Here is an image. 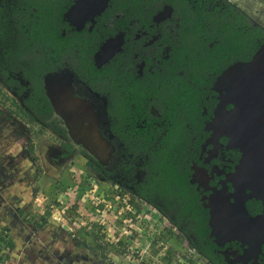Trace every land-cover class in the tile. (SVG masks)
Returning <instances> with one entry per match:
<instances>
[{
    "label": "flooded vegetation",
    "instance_id": "af4514ba",
    "mask_svg": "<svg viewBox=\"0 0 264 264\" xmlns=\"http://www.w3.org/2000/svg\"><path fill=\"white\" fill-rule=\"evenodd\" d=\"M61 2L68 44L51 47L30 32L38 18L27 0H0L10 122L53 134L48 157L82 154L100 180L177 227L206 263L264 264V193L239 187L243 151L223 134L229 112L264 111L235 91L244 63L264 49V1L108 0L79 22L66 16L77 0ZM61 75L72 102L53 87ZM21 148L16 158L28 159Z\"/></svg>",
    "mask_w": 264,
    "mask_h": 264
},
{
    "label": "rangeland",
    "instance_id": "374dc122",
    "mask_svg": "<svg viewBox=\"0 0 264 264\" xmlns=\"http://www.w3.org/2000/svg\"><path fill=\"white\" fill-rule=\"evenodd\" d=\"M5 93L0 83L1 264H208L171 236L179 229L149 203L100 180L82 154L48 157L53 134L10 122ZM20 147L28 159L16 158ZM46 211L47 222L36 225ZM90 221H97L91 233Z\"/></svg>",
    "mask_w": 264,
    "mask_h": 264
},
{
    "label": "water",
    "instance_id": "95a60500",
    "mask_svg": "<svg viewBox=\"0 0 264 264\" xmlns=\"http://www.w3.org/2000/svg\"><path fill=\"white\" fill-rule=\"evenodd\" d=\"M107 1L77 0L66 12L67 19L76 22L89 20L93 14L104 8ZM260 51L264 49L259 48L251 59L244 63L242 69L245 72L241 74L238 82H235V91L243 101L260 100L264 103V56L259 54ZM251 63V66H247ZM249 67L252 70H249ZM235 71V68H232V74ZM229 73L230 71H227L224 76L229 77ZM221 112L223 111L220 110ZM236 115H240L239 123L232 122ZM220 116L221 114H216V120ZM226 121L223 134L229 138L231 145L233 143L243 151V159L236 170V182L243 190L251 189L255 194L264 193V111L261 108L250 112L245 105V110L229 112Z\"/></svg>",
    "mask_w": 264,
    "mask_h": 264
},
{
    "label": "trees",
    "instance_id": "16d2710c",
    "mask_svg": "<svg viewBox=\"0 0 264 264\" xmlns=\"http://www.w3.org/2000/svg\"><path fill=\"white\" fill-rule=\"evenodd\" d=\"M28 7L27 10L29 12H34L35 15L33 17L38 18V23L34 26V28L30 29V32L35 33H43L45 43L50 45L51 47L63 46L65 43L68 44V37L61 35V22H62V14L66 10L68 6L66 3L61 2V0H27ZM31 7L35 8V10H31ZM239 49H236L234 42L232 41V54L235 53ZM180 182H183L180 180ZM131 202V200H130ZM99 211L103 209V203H98L96 207ZM47 212L41 216L40 224L46 222ZM129 218H133L134 214L131 212H127L125 214ZM97 221H90V231L94 232V226H96ZM101 230V227H97ZM87 234L85 231H83ZM98 233V232H96ZM105 235V233L103 234ZM171 235V234H170ZM95 238H98L97 234H93ZM175 239H179V235H171ZM91 248V246H89ZM183 256V255H182ZM169 261L170 259H166ZM188 263L193 264L191 259H186Z\"/></svg>",
    "mask_w": 264,
    "mask_h": 264
},
{
    "label": "snow or ice",
    "instance_id": "6c2138e0",
    "mask_svg": "<svg viewBox=\"0 0 264 264\" xmlns=\"http://www.w3.org/2000/svg\"><path fill=\"white\" fill-rule=\"evenodd\" d=\"M259 54L261 56H264V51H260ZM255 57H257V55ZM253 60H254V58H253ZM252 63H253V61H252ZM252 63L250 65H247V66H251ZM249 70H252L251 67H249ZM53 87L56 88L68 102H72L70 77L65 76V75H61L59 77H54L53 78Z\"/></svg>",
    "mask_w": 264,
    "mask_h": 264
},
{
    "label": "crops",
    "instance_id": "0c3cea01",
    "mask_svg": "<svg viewBox=\"0 0 264 264\" xmlns=\"http://www.w3.org/2000/svg\"><path fill=\"white\" fill-rule=\"evenodd\" d=\"M34 194H35V191H34ZM42 214H44V213H42ZM40 222H41V220H40ZM40 222H37L36 224H40ZM46 222H47V218H46ZM46 222L42 223V225H40V227L43 226ZM86 247H87L88 250H92V247L91 248L89 246H86ZM13 264H15V263H13Z\"/></svg>",
    "mask_w": 264,
    "mask_h": 264
},
{
    "label": "built area",
    "instance_id": "2783aa9c",
    "mask_svg": "<svg viewBox=\"0 0 264 264\" xmlns=\"http://www.w3.org/2000/svg\"><path fill=\"white\" fill-rule=\"evenodd\" d=\"M0 264H1V262H0Z\"/></svg>",
    "mask_w": 264,
    "mask_h": 264
}]
</instances>
